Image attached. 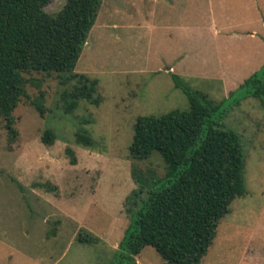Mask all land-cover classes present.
<instances>
[{"label": "rangeland", "instance_id": "374dc122", "mask_svg": "<svg viewBox=\"0 0 264 264\" xmlns=\"http://www.w3.org/2000/svg\"><path fill=\"white\" fill-rule=\"evenodd\" d=\"M64 2L50 0L43 9L55 14ZM174 5V10L159 7L161 19L153 29V0H102L72 72L22 73L26 96L12 112V137L0 117V264H167L151 246L128 259L118 243L137 188L131 170L160 177L166 169L156 151L142 161L129 157L135 120L187 110L183 87L219 107L215 117L240 134L244 153L246 194L219 220L199 264H264V105L238 89L264 56L259 61L256 39L238 33L212 37L209 29L215 22L249 34L255 30L264 41V0H175ZM184 27L189 36L175 30ZM246 50L244 58L251 62L243 68L237 60ZM181 54L187 58L178 64ZM72 73L97 80V105L80 99L72 112H64L61 93L76 77L66 84L60 80ZM220 73L232 80L223 84ZM39 92L42 116L31 103ZM45 129L54 133L51 145L41 141ZM79 130L90 135L91 147L75 142Z\"/></svg>", "mask_w": 264, "mask_h": 264}, {"label": "trees", "instance_id": "16d2710c", "mask_svg": "<svg viewBox=\"0 0 264 264\" xmlns=\"http://www.w3.org/2000/svg\"><path fill=\"white\" fill-rule=\"evenodd\" d=\"M49 1L0 0V117L11 137L15 134L12 112L26 96L22 73L72 72L102 0H65L55 14L43 9ZM74 77L71 88L60 96L65 113L72 112L80 99L98 104L94 96L97 80L72 73L60 82L66 84ZM172 77L179 81L176 75ZM263 80L264 63L238 89L258 97L264 105ZM183 88L189 101L187 110L138 116L133 125L129 157L142 161L156 151L166 169L160 177L151 170H131L137 188L118 243L121 255L128 259L151 246L167 264H199L219 220L236 197L246 194L240 134L224 128L215 117L217 105L203 94ZM31 103L42 116L43 92ZM54 138L49 129L41 135V141L49 145ZM74 140L83 147L92 146L85 130L75 132ZM65 153L69 163L75 164L72 149L66 147ZM78 238L87 240L82 235Z\"/></svg>", "mask_w": 264, "mask_h": 264}, {"label": "crops", "instance_id": "0c3cea01", "mask_svg": "<svg viewBox=\"0 0 264 264\" xmlns=\"http://www.w3.org/2000/svg\"><path fill=\"white\" fill-rule=\"evenodd\" d=\"M174 2H175V0H153V10H152L153 29L155 28V23H156L155 21L156 20L159 21V18L161 19V17H160L161 16V13H160L161 11L159 10V7L162 6L164 10H166V9H169V10L173 9L174 10L175 9ZM164 12H166V11H164ZM209 25H210L209 26V29L211 30L210 31L211 33L210 34L212 35V37H218L220 34L230 35V34H233V33H238V34H242V35L244 34V35L249 36V37H247L249 40H255V39H256V41L258 40L257 42L260 44V47L259 48L261 49V54H262V56L260 57V60L259 61H261V59L263 58V56H264V47L261 44L264 45V41H262L261 38L256 37L254 35L256 33L255 30H253L254 31L253 34H249L250 31H239V30L234 29V28H232V29L227 28L226 29V28H222V26L220 24H218V26H216L217 24H215V22H210ZM262 25H264V24H262ZM175 30H177V32L180 35L185 36L187 34L189 36V33H187V30H186V27H184L183 29L177 28ZM256 49H258V46L256 47ZM249 50L243 51L241 53V55H240L242 57V59H238L237 60V62L243 64V66H242L243 68L248 67L250 65V62H251L250 58H249V60L246 59V58H244L245 57V54ZM255 53L252 52V55H253V56L251 55L252 58L254 57V54ZM186 58H187L186 54H181L179 57L176 58V61H177L178 64H183L185 62ZM171 68H172V66H168L167 67V69H169V70ZM220 75L222 77H224V78L221 79V82L223 84H226V83H228L229 81L232 80V78H230L227 74L220 73Z\"/></svg>", "mask_w": 264, "mask_h": 264}]
</instances>
